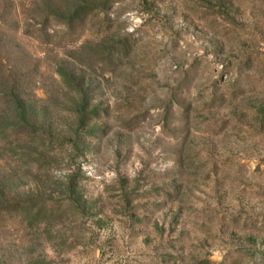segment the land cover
Listing matches in <instances>:
<instances>
[{"label":"rangeland","instance_id":"374dc122","mask_svg":"<svg viewBox=\"0 0 264 264\" xmlns=\"http://www.w3.org/2000/svg\"><path fill=\"white\" fill-rule=\"evenodd\" d=\"M0 264H264V0H0Z\"/></svg>","mask_w":264,"mask_h":264}]
</instances>
